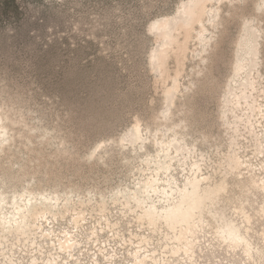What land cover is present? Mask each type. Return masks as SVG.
Instances as JSON below:
<instances>
[{"label":"rangeland","instance_id":"obj_1","mask_svg":"<svg viewBox=\"0 0 264 264\" xmlns=\"http://www.w3.org/2000/svg\"><path fill=\"white\" fill-rule=\"evenodd\" d=\"M189 1L0 0V218H14L15 199L71 204L24 235L0 228V264H264V8L227 2L207 69L193 40L182 66L171 59L162 76L152 71L149 28ZM247 28L262 33L263 48L256 69L247 62L236 77ZM245 79L254 89L238 107ZM136 123L146 143L127 141ZM160 159L171 164L159 175L162 194L143 195L144 208L173 209L175 189L197 177L188 226L162 220L155 231L129 198ZM235 229L249 247L228 243L223 233Z\"/></svg>","mask_w":264,"mask_h":264},{"label":"bare ground","instance_id":"obj_2","mask_svg":"<svg viewBox=\"0 0 264 264\" xmlns=\"http://www.w3.org/2000/svg\"><path fill=\"white\" fill-rule=\"evenodd\" d=\"M214 2L218 3L219 7H217V8L215 7L216 9H213V8L208 9L209 4H213ZM227 2H229L231 4L230 7H232L233 9L237 8V11H238V9H243V8L245 9L246 6L248 7V5L256 6L257 11H258V9L261 10L264 8V0L263 1L259 0L260 3L257 0H190L187 3H183L181 5V7L178 9L176 16H174L173 18H169V19L168 18L163 19V20L160 19V21L157 20L149 28V32L154 36V39L158 43V46L156 44L157 47L152 52V55L150 58L151 67H153L152 71L159 72L160 74H162V76H164L168 72L167 65H168L169 60H171V59H175L176 62L180 66H182V63L184 62V60L187 57L191 42L193 40H197L199 42V44L201 45V48H200V56L202 59L201 61H202V64L205 66V69H207V65H209L211 60L213 61V57H215V54H216L215 52L216 51L220 52V50H221V48H219L221 46V45H219L220 40L218 41V37L216 38V35H215L216 32L215 31H217L219 29V27L222 26L221 21H222L223 10H224V8L227 7L226 6ZM236 4H239V5L243 4L244 6L238 7ZM248 9H249V7H248ZM254 10H255V8H254ZM233 11H235V9ZM207 23L210 24V26L213 28L214 32H209V29H208L209 25H206ZM245 31H246V35L242 39V41H240L239 44L237 45V49H236V52L234 54L237 58V62H235L236 66H235V69L232 71H234L236 77L240 76V74L242 72H244V70L248 67L247 62L248 63L250 62L251 65H255L254 69H256V66L258 65L257 63H259L257 61H258V59H260L259 57L261 54V50L263 48V47L261 48L262 43L260 42V40L263 39L262 33H260L257 30H253V29H249V28H247ZM197 46H199V45H197ZM250 63H249V66H250ZM207 71H209V70H207ZM248 72H250V71H248ZM159 73H158V75H159ZM202 73H200V74H202ZM243 75H244V73H243ZM251 76L252 75H250V79H252ZM246 79L244 80V81H246L245 83H241L240 85H238L239 87L237 88V90H239L240 93L235 94V97L232 96L233 94L229 95L226 92V95L228 94L229 96H232L237 101L236 103H238V104L242 100H244L245 103H247L246 101L251 99L249 94H248L249 93L248 90H249V88H251L252 91L254 89V85H253L254 83L251 82L253 79L250 81L246 80ZM174 82H176V81H174ZM234 89H236V85H235ZM228 90H230V92H231V86H229ZM176 91H178V85L174 84L172 89H170L168 91V100L170 102H172L174 99V96L177 95V93H175ZM232 99L229 101L226 98L227 101L225 103L229 105L230 102H232ZM174 102L175 101H173V103ZM233 102H235V101H233ZM241 104H243V103H241ZM168 106H169V104H168ZM227 106H226V108H228ZM239 106H240V104L238 105V107ZM248 107H249V105H248ZM252 110H255V107L252 106ZM94 112H96V111H94ZM169 112H171V110ZM98 113H99V111H98ZM225 114H227V113H223V115H224L223 120L226 119ZM0 129L1 130L5 129V126L0 125ZM142 138L143 137L141 136L140 126H138V124H137V126L135 125L134 131H132V133L127 137V141L129 140L128 141L129 143L133 142L135 144L138 141H140V142L142 141V143H146V141H144ZM177 140L178 139L176 138V141ZM4 141H6V140L5 139L1 140L0 144H2ZM182 143L183 142L181 140L178 143H176L175 145H172V144L171 145L173 146V148L175 149L176 152H180L181 149H184V147L186 146L185 143L184 144H182ZM162 144H165V143H162ZM165 148H166V146H165ZM169 149H171V148H169ZM169 149L166 150V152L169 151ZM163 150H164V148H163ZM186 151H188V150H186ZM164 153H165V150H164ZM181 153H183V152H181ZM181 153H180V155H181ZM167 158H169V155L165 154L164 159L166 160ZM161 159H162V157H161ZM161 159L157 160L158 162L156 164L158 166L155 165V167L157 166V172H155V171L153 172V173H156L155 176H153L151 179L147 180L146 182L142 183L143 185L139 187L140 189L138 188V191H136L134 194L129 196V198L132 197L131 199L133 201H131V202H135L136 210L142 209V211H140L139 220L143 223H147V225H149L150 227H153V229L155 231H157V230L159 231L162 229V220L164 221V225H166L170 229H174L176 226H179V227L180 226H188L191 218L194 217L195 210H197V207H195V199L198 196L199 190L201 189V186H202V181H200L197 177H194L193 179L187 181V183L185 184L183 189H179L178 187L175 189V191H177V193L179 195L178 206H175L173 209H167L164 212H162V210H159L157 208V206L154 204L148 205V207L144 208V205H146L148 203V202H146L145 197H147V200H150L152 193L153 194H162V190H160V186H159V175H160V172H162V171H166V172L169 171L171 164L169 165V163L167 161H165V160L161 161ZM233 160L235 162V165L238 166L239 165L238 160H236L235 157L233 158ZM163 194L165 196H167L168 195L167 190H164ZM143 195H146V196L144 197ZM65 198H66V196H65ZM16 200L17 199H15V204H14V208L16 211L14 218H9V219H8V217L7 218L6 217L0 218V228L3 232H6L7 234L17 233L18 235H24L26 232H29L31 230V227L33 225V221H36L39 216L45 215L47 212H52V211H53V213H55V215L56 214L61 215V214H63V210L68 212L70 209L69 207H71L70 206L71 204L69 202H67V204H65L63 207H61L62 209H59V207H60V205L58 204L59 199L55 200V203H53L54 199H52L50 197H45V198L39 199V200L37 198H31L28 201H25L24 205H22V203H19L18 200L16 202ZM128 203H130V202H128ZM4 204H7L6 199L5 200L0 199V210L4 209V206H3ZM223 234L228 235V238H227L228 243L233 244L235 246H240V245L244 244L247 247H249V245L245 242L244 238H242L240 232L237 229H235L233 231H227ZM66 245L67 244L65 242L61 246H62V248H67V249L71 248V246H69V245L66 246Z\"/></svg>","mask_w":264,"mask_h":264}]
</instances>
